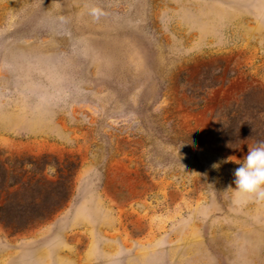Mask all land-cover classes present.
I'll use <instances>...</instances> for the list:
<instances>
[{
	"label": "rangeland",
	"instance_id": "obj_1",
	"mask_svg": "<svg viewBox=\"0 0 264 264\" xmlns=\"http://www.w3.org/2000/svg\"><path fill=\"white\" fill-rule=\"evenodd\" d=\"M257 87L264 0H0V158L74 163L62 208L0 223V264H264V200L234 191L254 144L217 141Z\"/></svg>",
	"mask_w": 264,
	"mask_h": 264
},
{
	"label": "trees",
	"instance_id": "obj_2",
	"mask_svg": "<svg viewBox=\"0 0 264 264\" xmlns=\"http://www.w3.org/2000/svg\"><path fill=\"white\" fill-rule=\"evenodd\" d=\"M219 77L202 81L201 89L220 84ZM202 102H198V107ZM217 141L227 148H236L248 140L254 145L264 140V89L251 88L237 101L217 111ZM49 155L33 159L23 157L0 158V223L12 232L24 230L49 218L68 201L72 185L74 163L65 159L55 162L57 179L50 180L38 173L49 165Z\"/></svg>",
	"mask_w": 264,
	"mask_h": 264
},
{
	"label": "clouds",
	"instance_id": "obj_3",
	"mask_svg": "<svg viewBox=\"0 0 264 264\" xmlns=\"http://www.w3.org/2000/svg\"><path fill=\"white\" fill-rule=\"evenodd\" d=\"M216 162L213 169L219 170L222 163L231 161ZM239 166L233 170L235 190L237 193L253 196L256 199L264 200V140H259L254 146L249 147L247 155Z\"/></svg>",
	"mask_w": 264,
	"mask_h": 264
}]
</instances>
